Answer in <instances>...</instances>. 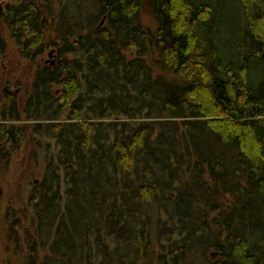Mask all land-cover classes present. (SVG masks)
<instances>
[{"label":"trees","instance_id":"trees-1","mask_svg":"<svg viewBox=\"0 0 264 264\" xmlns=\"http://www.w3.org/2000/svg\"><path fill=\"white\" fill-rule=\"evenodd\" d=\"M10 1L21 56L55 50L22 106L49 142L8 213L24 264H264V0Z\"/></svg>","mask_w":264,"mask_h":264},{"label":"rangeland","instance_id":"rangeland-1","mask_svg":"<svg viewBox=\"0 0 264 264\" xmlns=\"http://www.w3.org/2000/svg\"><path fill=\"white\" fill-rule=\"evenodd\" d=\"M11 2L0 0V39L3 42V48H0V264H24L26 247L23 233L20 232L23 249L7 239L8 213L10 210L18 217L23 212L30 214L27 198L32 183L42 174L43 156L49 142L32 134L31 125L36 120L27 119L22 113V106L30 92L34 71L40 64L52 65L55 50L47 49L35 62L21 56L4 22L6 7ZM141 19L145 26L156 27L155 19L148 11L142 13ZM218 33L220 42L230 40L222 31ZM49 52L52 54L49 55ZM10 127L24 129V135L17 137L19 142H8L1 131V128Z\"/></svg>","mask_w":264,"mask_h":264},{"label":"water","instance_id":"water-1","mask_svg":"<svg viewBox=\"0 0 264 264\" xmlns=\"http://www.w3.org/2000/svg\"><path fill=\"white\" fill-rule=\"evenodd\" d=\"M103 22H104V18L101 20V22H100V26L103 24ZM52 54V52H49V55H51Z\"/></svg>","mask_w":264,"mask_h":264}]
</instances>
